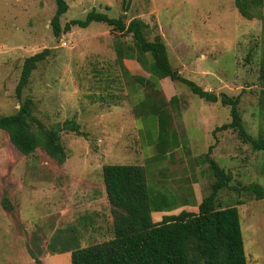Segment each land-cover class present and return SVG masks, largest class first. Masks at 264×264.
I'll list each match as a JSON object with an SVG mask.
<instances>
[{"label":"rangeland","instance_id":"1","mask_svg":"<svg viewBox=\"0 0 264 264\" xmlns=\"http://www.w3.org/2000/svg\"><path fill=\"white\" fill-rule=\"evenodd\" d=\"M66 3L61 28L83 20L91 11L125 24L143 21L148 25L146 39L161 38L173 70L217 96H239L245 131L253 138H264V87L259 82L264 0ZM238 5L245 6L246 16ZM55 10L54 0H0V118L14 115L20 102L31 99L30 130H59L67 155L63 164L39 147L23 156L0 130V264H34L32 256L43 264H68L56 258L60 254H52L48 245L57 249L72 237L81 248L111 240L113 215L102 181L106 165L142 163L152 199L163 188L167 203L189 204V187L197 193L196 199H203L217 178L195 158L212 145L211 159L231 176L228 186L218 192L216 204L227 208L243 203L237 209L247 264H264V199L257 200L246 190L251 184L264 188V153L254 151L230 129L213 137L215 128L230 122L228 107L207 103L169 79L159 80V89L139 87L116 62L115 45L132 46L131 35L92 23L55 38L50 26ZM44 50L50 51L49 56L33 70L17 99L15 88L24 61ZM122 65L132 76L154 75L149 64L123 59ZM173 98L175 103L170 102ZM146 99L170 114L174 125L181 124L180 137L191 148L193 162L176 155L170 165L158 163V168L154 160L146 159L151 150L146 140L155 133L153 116L140 121L141 134L135 122L137 114L143 113L138 105ZM65 122H75L80 134L65 130ZM156 172L169 177L166 187L155 184ZM152 205L164 204L153 201ZM186 211L198 212L196 208Z\"/></svg>","mask_w":264,"mask_h":264},{"label":"trees","instance_id":"2","mask_svg":"<svg viewBox=\"0 0 264 264\" xmlns=\"http://www.w3.org/2000/svg\"><path fill=\"white\" fill-rule=\"evenodd\" d=\"M56 10L50 21L52 34L58 38L62 33L69 32L73 27L88 28L92 23H102L117 30L121 34L131 35L132 46L123 48L116 44V62L122 67L127 79L134 81L139 87L152 85L159 89V80L169 79L185 86L192 94L211 104L220 102L228 107L230 122L217 127L212 132L213 137L220 131L232 130L244 143L252 149L264 153V138H253L248 134L242 123L238 110L240 97H220L205 91L193 81L183 78L173 70L166 46L159 36L152 41L146 39L148 25L139 19H133L125 24L121 19L110 18L106 14L89 12L83 20H72L60 26V17L68 11L66 0H54ZM241 13L247 15L246 8L238 5ZM50 54L44 50L27 58L22 66L19 81L15 88V96L21 99L23 90L27 87L31 73L37 65ZM135 60L141 66L150 65L155 77L147 79L132 76L127 72L122 60ZM259 82L264 87V58L259 69ZM176 102V98L170 100ZM138 108L142 114L138 116H153L156 118V138L161 153L175 137L170 128L171 115L163 109L155 107L150 99L141 101ZM32 116V100L20 102L18 111L11 116L0 118V130L7 133L10 144L23 156H29L39 147L58 164H63L67 155L59 142V130H30L29 120ZM65 130L80 134L75 122H65ZM173 130V131H172ZM172 140H175L173 138ZM216 141V140H215ZM216 143V142H215ZM214 145L208 152L197 159L198 163L207 164L213 176L217 179L211 186V192L203 197L198 205L197 214L181 211L178 215L163 216L161 222L154 223L153 212H171L178 207L174 202L167 203V194H157L150 198L145 180L144 169L140 166L106 165L102 168L103 185L106 198L113 215L111 240L81 248L75 237L62 242L55 248L48 245L52 254L70 253V264H247L240 216L237 206L221 208L217 206V194L228 186L231 176L221 169L211 159ZM257 200L264 199V188L251 184L246 188ZM153 201L162 205L153 206ZM166 203V204H165ZM34 264H43L38 257L32 256Z\"/></svg>","mask_w":264,"mask_h":264},{"label":"crops","instance_id":"3","mask_svg":"<svg viewBox=\"0 0 264 264\" xmlns=\"http://www.w3.org/2000/svg\"><path fill=\"white\" fill-rule=\"evenodd\" d=\"M154 75H150V77H155V73L153 72ZM149 78V77H148ZM145 117H148V116H145ZM142 119H145L141 116H138L137 119H136V124H137V128L138 130L140 131V134H141V130H140V121ZM153 128H154V132L156 131V118L153 117ZM179 126L181 127V124L179 123ZM180 127H177L176 125L173 124V119H171V122H170V128L174 130V133H175V137H172L171 138H175V140H167L168 141V144L166 145V148L163 149V153L160 152L159 150V147H158V140H155L154 138H156V132L153 133V137H152V140H146L147 142H149V145L151 146V150H150V153L148 155V157L146 159H152L154 160L157 164L158 163H163L165 164V166H168L170 165L172 162L175 161V156L178 155V157H180L181 159V156H185L184 159H187L188 157L190 158L189 159V162H193L192 159H194V157L192 156V153H191V148L188 146V145H185L183 143V140H181V130H180ZM172 130V131H173ZM140 138V136H139ZM139 142V146L141 147L140 145V140H138ZM141 150H142V147H141ZM197 158V157H196ZM195 158V160H197ZM194 160V161H195ZM142 161V160H141ZM142 164V163H141ZM136 165V166H140L144 169V174H145V179H146V173H145V167L143 165ZM201 164V163H199ZM159 164H158V168H159ZM167 176H165L164 174H162L161 172H156V176L154 178V182L155 184H158L159 186L162 185V186H167L168 184V178ZM102 181H103V178H102ZM161 188V187H160ZM196 189V188H195ZM160 192L162 193H167L163 190L160 189ZM188 192L190 193V195L192 196V200L190 201V203H186L187 201H179L178 200V203H177V209L176 210H182V211H186L187 208H196L198 210V205L200 204V202L202 201V199L200 198H197V193H195V191L193 190L192 187H189L188 188ZM170 195H173L174 197L178 198V195H176V193H171ZM196 195V196H195ZM182 202H185V203H182ZM190 205V207L188 205ZM174 210V211H176ZM173 212V211H171ZM171 212H153L151 214V217H152V221L154 223H159L161 222L163 216H170V215H173V214H170ZM187 212V211H186ZM191 213V212H190ZM192 213H196V212H192ZM179 214V213H178ZM178 214H175V215H178ZM56 258H63L64 259V262L66 261V263L68 262V264L70 263V253L67 252V253H63V254H60V255H56ZM66 259V260H65Z\"/></svg>","mask_w":264,"mask_h":264},{"label":"water","instance_id":"4","mask_svg":"<svg viewBox=\"0 0 264 264\" xmlns=\"http://www.w3.org/2000/svg\"><path fill=\"white\" fill-rule=\"evenodd\" d=\"M220 97V96H219Z\"/></svg>","mask_w":264,"mask_h":264}]
</instances>
